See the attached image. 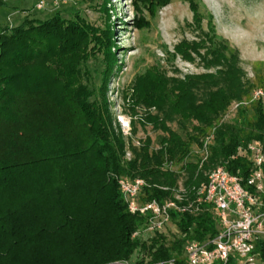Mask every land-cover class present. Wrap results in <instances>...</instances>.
<instances>
[{"label":"trees","instance_id":"1","mask_svg":"<svg viewBox=\"0 0 264 264\" xmlns=\"http://www.w3.org/2000/svg\"><path fill=\"white\" fill-rule=\"evenodd\" d=\"M139 1L163 6L172 0ZM211 32L206 37L212 46L205 55L200 49L206 40H184L173 57L192 60L195 53L204 61L212 55L211 63H225V52L235 51L215 41ZM114 38L112 26L97 27L79 11L69 20L56 13L45 21L28 18L15 28L0 26V264H60L64 253L73 257L69 264H115L134 255L138 264L146 259L147 264H185L189 240L216 235L211 208L197 216L173 213L177 234L142 242L133 234L145 220L129 212L115 177L145 179L150 185L146 199L170 198L176 174L164 171L166 165L194 176L199 163L192 161V146L214 129L205 169L221 164L243 182L249 177L250 160L234 157L251 142L264 146V103L253 101L252 88L243 89L240 74L235 80L240 96L220 93L210 99L201 98L197 88L194 94L189 81L180 83L176 95L157 68L139 76L133 99L162 114V119L149 116L148 122L166 136L158 150L148 139L139 150L134 148L133 160L125 159L126 142L113 128L103 89L104 99L97 100L83 84L92 59L103 55L113 60ZM233 55L230 70L236 69ZM256 72L264 89V74ZM234 98L240 100L236 118L224 123L222 116ZM174 111L181 113L185 138L168 128ZM199 183L187 181V192ZM164 184L170 186L167 191L161 189ZM255 252L264 264V240L256 243Z\"/></svg>","mask_w":264,"mask_h":264},{"label":"rangeland","instance_id":"2","mask_svg":"<svg viewBox=\"0 0 264 264\" xmlns=\"http://www.w3.org/2000/svg\"><path fill=\"white\" fill-rule=\"evenodd\" d=\"M41 1L46 6L39 10L37 5ZM107 1L109 4L105 9L104 0H0V26L15 28L28 18L45 21L56 13L69 20L76 11L97 27L103 29L112 26L115 35L113 60H107V56L103 55L92 59L88 65L91 73L85 77L83 84L94 90L96 98L93 99L105 98L108 102L113 128L126 142L125 152L132 154L131 160L135 158L134 148L139 150L150 139L152 149L158 150L161 139L166 136L148 122L149 116L162 119V114L155 107L136 104L133 99L136 79L148 70L157 68L163 73L169 85L175 86V94L180 93L181 82L189 81L195 90L194 94L197 88L201 98L210 99L215 94L220 96V93L226 97L240 96L235 85L237 74H240L238 79L243 89L252 88L251 97L256 90L264 92L256 74L257 70L264 74V0H172L163 6L148 5L139 0ZM191 2L196 4L201 27L196 23ZM210 32L215 41L227 44L236 56L226 51L225 56L229 59L221 64L211 63L212 55H208L205 61L195 53L192 54V60L181 55L173 57L175 47L184 40H206V49H200V53L205 55L207 48L212 46L206 37ZM232 55L236 57L237 70L229 68ZM245 99L241 101L245 102ZM239 101L236 98L231 100L227 112L222 116V122L234 121ZM173 116L174 120L168 123V128L185 138L187 133L180 123L183 121L181 113L174 111ZM214 132L215 129L211 134ZM207 137L203 136L199 145L192 146V161L199 163L194 176L179 171L172 163L166 165L164 171L176 174L173 194L179 188L187 191L186 182L191 179L195 183L198 180L200 182L192 189L200 186L206 182L210 172L222 166L215 164L206 169L203 166L209 163V159H203ZM166 186L169 185L164 184L161 189L170 188ZM176 230L172 227L166 235L173 236L177 234ZM70 259L73 257L64 253L60 264H69Z\"/></svg>","mask_w":264,"mask_h":264},{"label":"built area","instance_id":"3","mask_svg":"<svg viewBox=\"0 0 264 264\" xmlns=\"http://www.w3.org/2000/svg\"><path fill=\"white\" fill-rule=\"evenodd\" d=\"M45 6L41 1L37 9L42 10ZM252 99L264 103L263 90H256ZM213 140L214 134L206 138L204 160L209 158ZM126 155L130 161L132 154L127 152ZM237 157L248 158L252 163L246 181L220 166L191 193L179 188L171 198L163 201L146 199L150 185L145 179L119 178L118 185L129 212L145 220L133 238L149 242L157 235L167 234L172 227L177 229L173 213L197 216L209 207L217 220L216 235L203 241L189 240L184 247L185 264H261L255 250L256 243L264 240V146L260 142H251L238 149L234 158ZM116 264H138V261L131 259ZM155 264L178 263L168 260Z\"/></svg>","mask_w":264,"mask_h":264}]
</instances>
